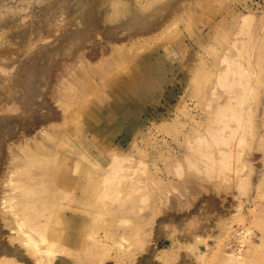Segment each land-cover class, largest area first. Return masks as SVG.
Here are the masks:
<instances>
[{
    "label": "bare ground",
    "instance_id": "obj_1",
    "mask_svg": "<svg viewBox=\"0 0 264 264\" xmlns=\"http://www.w3.org/2000/svg\"><path fill=\"white\" fill-rule=\"evenodd\" d=\"M211 1L0 0V264H105L103 247L115 249L114 264H264V217L260 227L253 220L264 208L249 209L253 176L241 175L255 157L242 154L248 127L232 123L236 111L211 128L189 126L197 145L186 148L185 168L171 154L175 171L150 179L156 201L130 218L116 206L121 195L106 216L97 204L106 205L112 179L127 178L131 157L108 142L101 153L97 134L89 139L80 129L97 82L120 80L116 94L126 98L130 75L144 84L134 87L141 98L153 93L165 74L161 62L187 46L183 32ZM234 5L240 25L231 44L259 43L264 51V37L249 35L253 0ZM218 18L210 26L224 22ZM233 108L229 101L214 118ZM241 113L250 120L248 109ZM261 171L252 191L263 183L264 162ZM108 218L113 234L100 232Z\"/></svg>",
    "mask_w": 264,
    "mask_h": 264
},
{
    "label": "rangeland",
    "instance_id": "obj_2",
    "mask_svg": "<svg viewBox=\"0 0 264 264\" xmlns=\"http://www.w3.org/2000/svg\"><path fill=\"white\" fill-rule=\"evenodd\" d=\"M236 1L239 0H212L211 6L204 10V16L199 18L196 26L189 32L186 31L187 33L183 32V36L189 35L186 37L187 46L174 48L172 54L169 53L172 55L171 58L168 57L161 62L160 66L165 70V74L155 81L153 93L149 91L141 98L134 87L139 85V89L143 91L144 84L140 77L130 75L123 77L132 84V87L128 88L126 98L118 97L116 94L120 80L109 78L96 83L88 98L90 105L86 111L90 113L80 127L84 133L82 135L91 139L92 135L97 134L95 146L101 153L103 151L99 144L108 142V145L119 144L122 150H118L131 157V169L127 172V178L120 182L112 179L106 205L97 204V210L104 214L103 216H106V211L115 203L119 195L124 200L116 206L122 203V208L126 209L123 212L125 218H130L139 208L151 206L153 201H156L158 187L150 179L155 176L160 177V174H165L166 170L175 171L171 155L174 153L180 158L181 169L185 168L184 157L188 152L186 148L197 145L192 140L193 135L189 133V126L196 122L201 130L211 128L214 126L212 123L228 120L234 111H236V120L232 123L248 127L244 144H242L244 147L242 154L245 157L252 155L255 157L251 163L249 161L251 167H254V173L249 167L241 172L242 176L249 173V177L253 176L250 180L251 186L249 184L247 187V191L251 188L248 195L250 194L253 203H249L248 207L254 209L258 205L256 210L254 209V214L264 208V180L261 188L259 187L260 190L252 191L262 174L264 162V51H261L259 43L245 47H242L240 43L231 44L240 25V21L233 19L230 15ZM263 1L253 0L254 9L257 8L258 11L249 27V35L253 38L264 37ZM221 15L224 17V22L217 27L213 25L215 28L210 26ZM195 40H200L201 44H199L200 41L197 43ZM160 51L163 55V46ZM238 52H241L240 56ZM137 65L143 67L142 64ZM123 67L129 70H132L131 67L136 69L135 65L127 64ZM237 78L241 79L240 83ZM111 98L113 103L110 102ZM229 101L234 103L233 110L226 109L216 120L214 116L218 107L225 108ZM241 109H248L251 114L249 121L246 115L239 114ZM109 114L111 119L108 118ZM161 124L172 125V127L163 129ZM96 142H98L97 145ZM249 150L251 153L248 152ZM232 176V173L225 175L226 178ZM99 187L98 193L101 192ZM145 193L149 198L146 203L143 200L145 203L143 204L139 197ZM244 212H248V209L246 208ZM258 216L253 220H257L256 225L260 227L264 216L260 214ZM99 222L103 224L100 232L106 231L108 234H113L116 229L114 221L108 218L101 219ZM255 232L258 233V229H255ZM254 240H258L256 235ZM209 244L212 243L209 242ZM162 245L160 243L159 249H163ZM114 252V248H101L99 260L105 264H114ZM262 252L264 254V248Z\"/></svg>",
    "mask_w": 264,
    "mask_h": 264
}]
</instances>
